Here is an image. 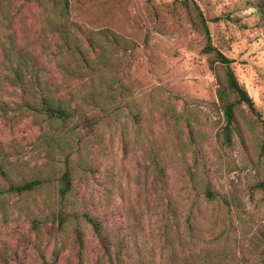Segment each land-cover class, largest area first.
Listing matches in <instances>:
<instances>
[{"label":"rangeland","instance_id":"rangeland-1","mask_svg":"<svg viewBox=\"0 0 264 264\" xmlns=\"http://www.w3.org/2000/svg\"><path fill=\"white\" fill-rule=\"evenodd\" d=\"M195 1L254 104L236 108L230 145L220 136L223 67L181 1L69 0L74 21L132 46L113 57L111 109L56 122L22 105L7 66L16 47L39 53L49 41L41 2L0 0V264H262L264 0ZM36 178L33 191L3 192Z\"/></svg>","mask_w":264,"mask_h":264},{"label":"trees","instance_id":"trees-1","mask_svg":"<svg viewBox=\"0 0 264 264\" xmlns=\"http://www.w3.org/2000/svg\"><path fill=\"white\" fill-rule=\"evenodd\" d=\"M39 1L43 10L41 31L44 37L49 35V41L44 43L42 52L35 53L27 47H16L15 55L7 58L11 80L21 90L22 105L34 114L56 122H66L88 106L108 111L120 95V77L116 63L114 68L113 57L118 55L117 52L123 55L131 48L132 41L110 28L90 29L74 21L70 17L69 0ZM179 1L196 15L205 40L202 51L210 54L213 61L223 67V79L217 89V99L224 118L220 136L223 144L230 145L236 108L245 104L254 111L253 100L237 80L231 68L233 60L211 42L210 32L198 3L195 0ZM0 155V174L6 176L7 171L1 162L6 155ZM70 184V176L65 171L61 176L59 193L66 194L70 190ZM42 185L43 180L36 178L19 184L10 183L3 192L19 195ZM206 193L211 195L209 190ZM57 217L61 223L63 217L59 214ZM84 217L105 246L100 222L87 213ZM110 257V264H116Z\"/></svg>","mask_w":264,"mask_h":264}]
</instances>
